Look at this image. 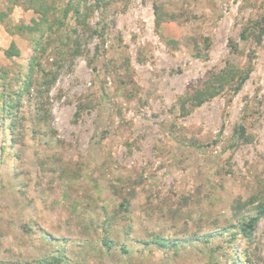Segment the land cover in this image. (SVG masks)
I'll return each mask as SVG.
<instances>
[{"label": "rangeland", "instance_id": "374dc122", "mask_svg": "<svg viewBox=\"0 0 264 264\" xmlns=\"http://www.w3.org/2000/svg\"><path fill=\"white\" fill-rule=\"evenodd\" d=\"M13 1L0 0V264H264V216L237 234L264 204V0H89L71 46L44 34V69L10 115L2 93L17 97L40 36ZM155 3L175 17L157 26ZM227 60L251 67L242 88L182 107Z\"/></svg>", "mask_w": 264, "mask_h": 264}, {"label": "trees", "instance_id": "16d2710c", "mask_svg": "<svg viewBox=\"0 0 264 264\" xmlns=\"http://www.w3.org/2000/svg\"><path fill=\"white\" fill-rule=\"evenodd\" d=\"M17 0H14L13 3L17 4ZM106 0H96L95 5L98 7H101L102 4H106ZM58 2V6H56ZM22 5L25 6V9H31L36 13V17L32 19L33 28L30 27V29L35 33L36 31H40V36L34 40V44L32 45L34 53L31 54L29 58V66L25 68L26 73L24 79L23 76L17 75L16 79L18 82H20V87L22 89H19L17 91H13L11 93H15L17 97L12 99V95H7L6 92L2 93V98L4 99V105L3 108L9 111L8 114H13L11 111L14 105L18 103L21 100L22 95L29 94L31 91V85L33 83L32 74L35 71L37 67L39 68V71H42L44 68L41 65V61L39 60V57L45 52V49L47 46H40L42 44V37L45 33H48L47 37L48 40H50L49 43L53 44L56 43L59 47L62 46H71L72 45V39L75 35H77L79 31V26L87 21L88 16V9L91 7L89 6V0H23L21 2ZM104 7V6H103ZM156 7V23L157 26H160L162 22H164L166 19H173L175 16L172 14H168V12L165 10L164 5H159L158 3H155ZM7 12H1L0 18L5 16ZM72 16L73 19L76 21V27L72 29L71 32H67V20L68 18ZM105 28L106 25L102 24V30L97 32L101 37H105ZM248 29H244L241 33V37L244 40H247L249 38L248 36ZM260 31H264V28H262ZM65 32V33H64ZM260 33V32H259ZM105 42V39L103 40ZM196 52L194 53L195 56L201 57L202 56V50L201 47L196 43L195 44ZM78 44L76 45V47ZM61 49V48H59ZM36 51V53H35ZM234 51L239 52L238 46L236 45L234 47ZM7 56L12 57L15 55H19V50L17 46L12 44L11 48L6 50ZM61 53V50H56L57 56ZM56 56V57H57ZM55 63L58 62L57 59L54 60ZM251 73V67L245 69L241 68L238 65L232 63L230 60H227L226 66L221 69L220 71L216 73H212L210 77L205 82L204 86L202 88H199L196 90L194 95L187 96L186 98H183V103H181L182 107H186L187 103H192L195 105H200L204 101L211 99L218 94H220L227 86H230L234 89L235 92H238L242 86L244 85L245 81L249 77ZM7 74V73H6ZM4 74H2V77ZM2 125V124H0ZM9 129L11 132H14L16 130L15 122L11 123L9 125ZM237 138L241 139L243 137H246V126L244 124H240L236 128ZM247 201L237 200L235 203V215H242V212L240 208L247 206ZM120 207L124 208L125 211H129L128 202H122L120 204ZM247 215H243L241 218V222L238 226V235H242L245 239L250 240L255 232V228L257 227L258 222L260 219L264 216V204H261L257 208V213L255 215L250 216V218L246 217ZM129 229L131 226L128 227ZM235 237V235H234ZM143 243H149V244H155L160 247H169V241L166 238L163 237H154L151 241H143ZM104 244L112 249L115 246V243L111 240H109L107 237L104 239ZM172 246V245H171ZM124 251H128L126 248H124ZM237 264L239 263V260L236 259ZM67 262V263H66ZM63 261L62 257L57 258H47L40 261H37V264H68V260ZM209 264H217L215 262H211Z\"/></svg>", "mask_w": 264, "mask_h": 264}]
</instances>
